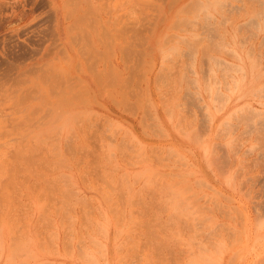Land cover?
Returning <instances> with one entry per match:
<instances>
[{
    "label": "rangeland",
    "instance_id": "1",
    "mask_svg": "<svg viewBox=\"0 0 264 264\" xmlns=\"http://www.w3.org/2000/svg\"><path fill=\"white\" fill-rule=\"evenodd\" d=\"M0 264H264V0H0Z\"/></svg>",
    "mask_w": 264,
    "mask_h": 264
},
{
    "label": "bare ground",
    "instance_id": "2",
    "mask_svg": "<svg viewBox=\"0 0 264 264\" xmlns=\"http://www.w3.org/2000/svg\"><path fill=\"white\" fill-rule=\"evenodd\" d=\"M242 69V68H241ZM239 69L237 68V71H238ZM243 75V74H242ZM235 83V82H234Z\"/></svg>",
    "mask_w": 264,
    "mask_h": 264
}]
</instances>
